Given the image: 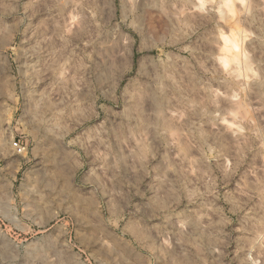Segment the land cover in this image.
<instances>
[{
	"label": "rangeland",
	"instance_id": "rangeland-1",
	"mask_svg": "<svg viewBox=\"0 0 264 264\" xmlns=\"http://www.w3.org/2000/svg\"><path fill=\"white\" fill-rule=\"evenodd\" d=\"M0 264H264V0H0Z\"/></svg>",
	"mask_w": 264,
	"mask_h": 264
},
{
	"label": "built area",
	"instance_id": "built-area-1",
	"mask_svg": "<svg viewBox=\"0 0 264 264\" xmlns=\"http://www.w3.org/2000/svg\"><path fill=\"white\" fill-rule=\"evenodd\" d=\"M13 147L20 154L24 153L27 149V146L20 138H14Z\"/></svg>",
	"mask_w": 264,
	"mask_h": 264
},
{
	"label": "bare ground",
	"instance_id": "bare-ground-1",
	"mask_svg": "<svg viewBox=\"0 0 264 264\" xmlns=\"http://www.w3.org/2000/svg\"><path fill=\"white\" fill-rule=\"evenodd\" d=\"M226 1L228 2L229 0H226ZM233 40H235V39H233ZM233 40H232V42H230L231 40H229V37H226V38H225V41H226V44H225V45L227 46V43L230 42V43L233 45V46H231V47H234V49H235V47L238 48V47H239V46H238L239 44L237 45L238 42L236 43V40H235V42H234ZM230 43H229V45H230ZM228 49L230 50V47H228ZM231 50H232V48H231ZM237 56H238V55H237L236 52H235L234 55H233V59H234V60H235V59L237 60V58H238Z\"/></svg>",
	"mask_w": 264,
	"mask_h": 264
}]
</instances>
